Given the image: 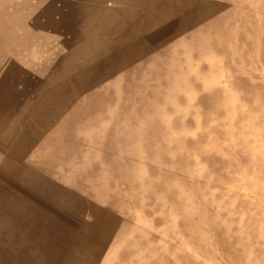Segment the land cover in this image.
Instances as JSON below:
<instances>
[{"label": "rangeland", "instance_id": "1", "mask_svg": "<svg viewBox=\"0 0 264 264\" xmlns=\"http://www.w3.org/2000/svg\"><path fill=\"white\" fill-rule=\"evenodd\" d=\"M36 230L52 264H264V0H0V264Z\"/></svg>", "mask_w": 264, "mask_h": 264}, {"label": "crops", "instance_id": "2", "mask_svg": "<svg viewBox=\"0 0 264 264\" xmlns=\"http://www.w3.org/2000/svg\"><path fill=\"white\" fill-rule=\"evenodd\" d=\"M70 195L73 199H77L79 201L83 199V195L81 194L80 190H78V189L71 190ZM82 201H83V204L87 206V201L86 202L84 200H82ZM22 203H23V205L27 204L26 202L24 203V201L22 202V201L18 200L17 205L18 204L21 205ZM73 206H74V204H73ZM73 206H71V207H73ZM23 208L25 209L26 206ZM53 221H55V222H53L54 225H56V226L60 225L57 218L54 219ZM77 225H78V223L73 224L72 225L73 228L70 226L69 227H70V229H74V227H76ZM57 230L64 231L63 229H58V228H57ZM34 232H32L29 236H27V239H25V240L31 241V243L30 242L29 243H21V249L19 251L11 252L8 248L5 247V249H7L9 253H12L14 257L15 256L28 257L26 259V260H28L27 264H52L53 260L59 259L60 258V252L62 251V249H59V251H58L55 249V247H52L50 249L45 248V246H47L48 244H46V242H44V241L48 240V236L47 235L44 236V235L38 233V230H36L35 233ZM65 237L66 236H64V234H63V237H60V238H65ZM100 243L102 244V242L99 241V244ZM42 244H43V247L41 246ZM81 244H84L86 247H93L95 245L92 240L88 241V240H85L83 237L80 239L75 238V239H72L71 242L66 246L67 247L66 252H68L70 255L75 257V259H79L82 254L86 255V256H91L88 259L86 264H90V262L94 263V264H98L100 258L103 257L102 253L100 251L90 252L88 250L78 252L77 246L78 245L80 246ZM79 246H78V248H79ZM38 248L41 251V254L39 253L41 255V257H39V258H36L35 256H32V255L26 253L28 251L37 250ZM16 262H17V260L15 261V264H16ZM23 264H25V263H23Z\"/></svg>", "mask_w": 264, "mask_h": 264}]
</instances>
